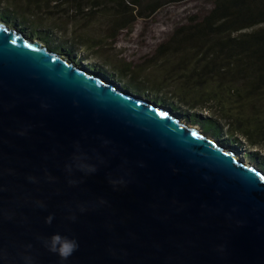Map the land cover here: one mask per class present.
Instances as JSON below:
<instances>
[{
	"label": "water",
	"instance_id": "water-1",
	"mask_svg": "<svg viewBox=\"0 0 264 264\" xmlns=\"http://www.w3.org/2000/svg\"><path fill=\"white\" fill-rule=\"evenodd\" d=\"M0 22V264H264V171ZM52 217L51 223L46 222Z\"/></svg>",
	"mask_w": 264,
	"mask_h": 264
},
{
	"label": "trees",
	"instance_id": "trees-1",
	"mask_svg": "<svg viewBox=\"0 0 264 264\" xmlns=\"http://www.w3.org/2000/svg\"><path fill=\"white\" fill-rule=\"evenodd\" d=\"M1 6L2 19L19 20L33 33L57 32L128 78L139 95L156 94L153 102L185 110L184 118L204 132L264 152V0H214L205 16L191 18L151 54L127 64L103 56L104 49L156 14L159 1L0 0ZM260 166L264 170V162Z\"/></svg>",
	"mask_w": 264,
	"mask_h": 264
},
{
	"label": "rangeland",
	"instance_id": "rangeland-1",
	"mask_svg": "<svg viewBox=\"0 0 264 264\" xmlns=\"http://www.w3.org/2000/svg\"><path fill=\"white\" fill-rule=\"evenodd\" d=\"M142 1H144L145 3H148L150 1H159V5H161V8L150 18L139 19L133 25L130 31H123L120 37L117 39L116 44L104 49L103 56L108 57L111 60H116L119 63H137L146 55L151 54L160 43L166 41L178 26L185 24L193 17L205 16L213 8L214 2V0ZM3 7H0V16L4 12L3 10L5 7ZM87 18L88 17L82 18V20H85ZM86 21V23L88 24H92L95 22V20L92 21L90 19ZM0 22L4 23L10 28L23 32L34 40L42 42L52 51L59 53L67 58H71L79 66L86 67L90 71L106 77L109 81L118 83L119 85H121V87L135 95H139V93L141 92L131 86H128V78L117 77L116 74H114V68L112 69L109 66L107 67V65L105 66V64H102L101 62L91 59L89 54L76 48H72L68 44V42L62 38L63 36H60L57 32H45L40 30L33 33L30 26H23L22 22L20 23L19 20L16 21L12 19V17L10 22H7L0 17ZM137 84L139 86L143 85L139 82ZM141 96L149 100H153L158 97V95L156 94L154 95L147 92L142 94ZM160 105L173 111L169 104L163 105L161 103ZM177 109L178 110L173 112L177 116H179L180 120L191 124V122L184 118L188 113L181 108ZM193 126H197L201 131H203L201 126ZM206 134L212 136L215 140L219 141L223 145L237 151L240 158L244 159L247 163H251L261 167L260 163L264 162V152L258 149L249 148L245 144L236 145L235 143H229L227 141L228 137L225 135L222 137V140H220L216 138V136L212 133Z\"/></svg>",
	"mask_w": 264,
	"mask_h": 264
},
{
	"label": "clouds",
	"instance_id": "clouds-1",
	"mask_svg": "<svg viewBox=\"0 0 264 264\" xmlns=\"http://www.w3.org/2000/svg\"><path fill=\"white\" fill-rule=\"evenodd\" d=\"M52 219V217H49L46 222L51 223ZM45 246L47 247L48 251L59 256L60 264H64V262L67 261L75 251L78 250L79 243L74 238L62 236L60 234H54L48 238Z\"/></svg>",
	"mask_w": 264,
	"mask_h": 264
},
{
	"label": "bare ground",
	"instance_id": "bare-ground-1",
	"mask_svg": "<svg viewBox=\"0 0 264 264\" xmlns=\"http://www.w3.org/2000/svg\"><path fill=\"white\" fill-rule=\"evenodd\" d=\"M71 59V58H70ZM237 157H238V155H237ZM238 159H239V161H241L242 163L244 162L241 158H239L238 157ZM245 164H247L246 162H244Z\"/></svg>",
	"mask_w": 264,
	"mask_h": 264
}]
</instances>
